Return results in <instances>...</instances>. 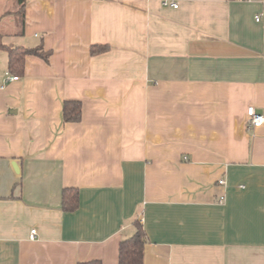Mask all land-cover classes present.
I'll use <instances>...</instances> for the list:
<instances>
[{
	"label": "crops",
	"instance_id": "1",
	"mask_svg": "<svg viewBox=\"0 0 264 264\" xmlns=\"http://www.w3.org/2000/svg\"><path fill=\"white\" fill-rule=\"evenodd\" d=\"M174 1L0 0V264H264V0Z\"/></svg>",
	"mask_w": 264,
	"mask_h": 264
},
{
	"label": "trees",
	"instance_id": "2",
	"mask_svg": "<svg viewBox=\"0 0 264 264\" xmlns=\"http://www.w3.org/2000/svg\"><path fill=\"white\" fill-rule=\"evenodd\" d=\"M19 12L24 9L25 0H17ZM22 18V15H21ZM0 49L7 51V72L19 77L24 72V63L26 55H36L48 61L50 51H46L42 46L27 48L23 46H8L1 41ZM108 50L107 45L92 46L91 52H104ZM81 118V103L78 100H65L62 106V119L64 122H76ZM78 206L77 188L67 187L62 189V209L73 211ZM136 231L130 237L122 239L118 247V264H143V253L145 245V234L139 221L135 222ZM79 264H101L99 260L82 262Z\"/></svg>",
	"mask_w": 264,
	"mask_h": 264
},
{
	"label": "built area",
	"instance_id": "3",
	"mask_svg": "<svg viewBox=\"0 0 264 264\" xmlns=\"http://www.w3.org/2000/svg\"><path fill=\"white\" fill-rule=\"evenodd\" d=\"M161 4L164 6H172L174 8L178 6L177 2L174 0H162ZM258 18L259 16H256V19ZM6 79L7 81L8 80L10 81V80H16L18 79V77L15 75L8 74ZM245 121H246V126L248 129L258 127L262 125V123L264 122V116L263 114L259 113L254 106H248L246 109ZM221 182L222 180H220V183ZM35 233H36V230L34 228L31 229L30 238H34Z\"/></svg>",
	"mask_w": 264,
	"mask_h": 264
},
{
	"label": "water",
	"instance_id": "4",
	"mask_svg": "<svg viewBox=\"0 0 264 264\" xmlns=\"http://www.w3.org/2000/svg\"><path fill=\"white\" fill-rule=\"evenodd\" d=\"M259 113H260V112H259ZM13 165H14L15 170H17L15 163H14Z\"/></svg>",
	"mask_w": 264,
	"mask_h": 264
}]
</instances>
